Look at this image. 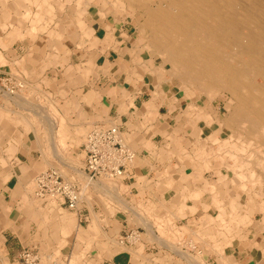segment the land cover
Returning a JSON list of instances; mask_svg holds the SVG:
<instances>
[{
    "label": "crops",
    "instance_id": "crops-1",
    "mask_svg": "<svg viewBox=\"0 0 264 264\" xmlns=\"http://www.w3.org/2000/svg\"><path fill=\"white\" fill-rule=\"evenodd\" d=\"M23 15L26 13L19 9L16 0H0V77L10 76L21 84L22 93L31 86L46 96L70 129L84 128L90 123L93 126L115 123L121 138L134 153L122 183L139 198L141 203L136 204L145 210L152 208V212L159 205L164 209V218H177V214L188 212L194 206L191 200L183 204L178 201L174 208L170 201L173 197L179 198L178 194L186 196L189 191L184 186H191L189 181L193 178L188 177L185 185L181 183L184 179L179 177L176 167L179 155L172 150V145L163 142L157 124L146 121L159 105V97L155 99L152 92L154 86L150 96L145 97L144 87L137 89L130 82L125 84L128 69L122 64L117 72L113 55L109 59L106 53L98 63L94 53L98 47L95 41V45L92 43L97 38L96 29L82 30V35H78L80 31L68 32L65 27L61 31L47 29L36 33L31 25L25 24L27 17ZM56 32L58 37L54 39ZM81 36L87 41L83 42ZM110 47L115 51L113 45ZM103 48L98 50L105 52ZM99 67L103 71L100 72ZM15 96L0 101V264H22L18 254L24 248L42 253L47 260L53 253L60 260L77 256L81 264H198L189 262L186 255L181 256L171 247V233L164 239L159 236L155 220L139 216L141 220L134 214L133 219L126 214V209L131 211L129 206L124 207L125 211L121 209V214L114 211V204L106 200L105 203L99 197L102 192H98L93 183H87L84 175L76 173L72 165H67L72 171L67 177L76 176L78 185L89 191V200L85 192L79 207L70 210L63 199L37 198L33 190L30 191L29 181L40 157L42 128L30 118L34 110L26 109L31 108L32 99L21 94ZM26 102L30 107L25 106ZM206 128L208 126H204L201 133ZM163 170L168 171L167 179L171 181L173 177L178 186L174 190L178 192L164 186L166 177L160 175ZM33 196L40 202L32 203ZM188 217L177 218L175 226L179 227L177 224ZM158 240L164 241V245ZM181 240L190 238L185 235ZM182 248L185 246L179 249L182 251ZM189 248L193 253V247ZM262 249L264 229L250 226L247 237L231 243L224 257L208 254L204 264H225L224 258L229 256L232 260L227 264H264Z\"/></svg>",
    "mask_w": 264,
    "mask_h": 264
},
{
    "label": "rangeland",
    "instance_id": "rangeland-1",
    "mask_svg": "<svg viewBox=\"0 0 264 264\" xmlns=\"http://www.w3.org/2000/svg\"><path fill=\"white\" fill-rule=\"evenodd\" d=\"M16 1L19 3V9L22 12L25 13L26 8V16L23 15L27 17V20L25 19V24L31 25L33 28L31 26L30 27L36 33H41L47 29H51L53 31H58L60 29L61 31V29L65 27L68 32L74 31L76 33H79L80 31L81 34L78 35H82V30L87 32L88 30H91L93 28L96 29L97 38L96 40L93 39L92 43L93 41H95V44L97 45L96 47H98L94 50V53L98 58V63L103 61L106 53L108 54L109 59V56L113 55V58L116 61L115 65L113 64V66L117 67V72L120 71V67H123L122 64L125 65L128 69L127 75L124 78V81L126 82L125 84L130 82L132 86L136 87L137 89H142V87H144L147 93L144 95L145 97L150 96L151 90L154 86V98L157 99L159 97V105L156 106L155 110L152 111V115L150 114L149 118H147L146 121H148L147 123L151 124L153 121V123L157 124L158 131L163 136V142L168 146L172 145V147H174L172 150H176L177 154L179 155V159L177 160L178 165H176V167L179 177H181L182 180L184 179L181 183L185 185L187 184L186 181L189 180L188 177L193 178L192 182L191 180L189 181L191 183V186L190 184L189 186L188 184L187 186H184L185 190L187 189L189 191L188 194H186V196H180L178 194L177 197L179 198L176 199V197H173V199L170 201L171 208H174L176 202L178 201L182 202L181 204H183V202H185L186 200H191L192 203H194L192 209L190 207L188 212H182L181 214L179 213L176 215L178 219H181L182 217L187 215L189 217L187 218V220L185 219L177 224L179 225V227H176L174 222H176L177 218L169 217V220L166 217L164 218V209L162 210L161 206H156L155 212L150 211L152 208H150L149 211L147 209L145 210L143 206L136 204L140 202L139 198L129 192L128 187L122 183V180L120 178L109 179L110 182L106 180L108 182L107 184L110 183L109 185H113V183L116 184L117 182L120 184V186L122 187L120 197L117 196L115 189L110 186L106 187V185H103V183L101 184V182H103L101 181L102 178L92 182L93 187L96 190H102L100 191L102 192V194L99 197H102L101 199L104 202L105 200L107 202H112L114 204V211H118V214H121V209L125 211L124 207L126 208V206H129L131 211H129V209H126V214H128L130 217H133V219H135L134 215L145 216V218L148 220L152 219V222L156 219V222L154 223L159 236L162 238H166L167 233H171V247H173L174 249L178 248L176 250L179 251L180 255L182 253H185L184 255H186L189 262H196L198 264H204V257L208 254L224 257V254H227V249L231 246V243H237L247 237L250 226L254 227L256 225H259L260 229L264 228L262 212L260 210H255L254 208H252L253 210L250 208L248 209V207L245 205V202L248 201L250 203L249 207H256L259 202L263 201L264 186L261 190L262 194H258L256 192L258 191L259 186L251 190L249 189L251 188L249 184L247 187L250 191H248L249 194L247 193V190H245L239 192L240 197L237 198L235 190L236 186L233 185L235 184L234 181H239L233 177L234 173H232V171L230 172V168L227 166V164L222 162L223 159H228L226 161L227 163L231 162L228 158V156H231L230 154H228V152L230 151L228 149L218 150L220 143L224 139H228L229 134H232V129L227 126L226 121L223 122L228 113L226 104H223L226 102L225 100H227V94L221 93L220 96L214 97L208 103L207 99L203 95H200L196 90L193 91L195 92V95H192L188 90L182 91V85L180 81L173 77L171 73H169L170 67H168L166 64L161 65V60L158 57L156 51L149 47V43L147 40L148 31L144 28L143 22H141L143 21V19L139 14V11H132L131 9H128V6L124 8L121 7L120 10L119 8L115 7V5L113 4V0ZM39 10L41 12H43V10H46L47 13H41ZM57 37L58 32H56L52 38L57 39ZM81 37L83 42L85 40L87 41L86 38H84L83 36ZM112 45L113 47H115V51L112 50V47H110ZM100 47H105L103 49L104 51H106L101 52V50H98L100 49ZM152 67L153 69H155L156 73L159 72V74L162 75L160 78L154 71H152ZM93 69L95 68L93 67ZM99 69L101 72L102 68L99 67ZM123 76L124 75L122 74V77ZM9 77L10 76L3 75V77H0V81ZM135 77H137L138 80H135ZM22 90H24V88L20 87L17 90V93L21 94V96H27L32 99L31 108H26L30 111L34 110L35 112L34 116L30 115L32 122H34L36 126L39 125L38 127L42 128V133H40L42 143L40 151L38 150L40 157L36 160L38 162H35L36 172L33 174V178L37 173H40L49 168H58L63 172L65 176H68L70 173L72 174V171H70L67 165L76 167L77 171L79 169L81 170L83 166L82 144L87 132L89 131V129H91V127H93V124L90 123L87 127H84V129L80 127L70 129L69 127H66L64 125L63 119H61L53 110L46 96L44 97V95H42L39 91L36 92V90H33L31 86L28 91H25L26 93H22ZM191 102L197 106L204 105L202 106L204 108H206V104H209L211 107L209 109L207 107L208 114H203V112L201 111L197 112L189 109L187 103L190 104ZM28 107H30V105ZM211 111L215 113H212ZM45 117L48 120L50 118H54L52 121L50 119L48 122ZM105 125L111 126L116 124L107 123ZM204 126H208V128H206V131L201 133ZM49 127H52L53 130L51 131ZM55 131L56 134H60L62 136L61 144L63 145H61L60 147L58 146L57 148L59 150L56 151L52 149V147L54 146L53 141L50 143L48 137L49 133L53 135L55 134ZM45 145H47L48 147ZM202 147L206 148V153L201 158H198L197 153L201 150ZM47 149L49 150V152ZM217 150L220 153L213 154L214 157L213 155L208 154L210 151H215L216 153ZM51 151L53 154H59V157L56 156V154L53 155L54 157H52ZM165 171L163 170L160 174L161 178L165 177ZM201 172H203V175H201ZM33 178L29 181L31 192L32 190H34ZM222 180H225V182L227 183H223ZM204 181L212 183V185H214L213 192L216 194V196L214 197L216 199H222V201L220 200V204L212 202L213 197H211L210 189L203 190L205 188V186H203L205 183ZM100 184L102 185V187L99 186ZM164 186L170 187L173 190L178 188V186H176V183H174L173 181V177H171V181L168 184H164ZM197 187L201 188L203 192L197 196H192V190L195 188L197 189ZM184 188H182L183 191H185ZM174 191L178 192V190ZM82 192V195H84L85 192L87 193L85 196L89 200V191H87L85 188V192ZM229 198L231 200L238 199L237 201L239 204L237 206L228 205V201L230 200ZM119 199H121L122 201H120ZM36 200L37 199L33 196L32 203L37 204L39 200H37V202ZM128 203L131 205H128ZM229 206L232 208H230ZM229 208L231 209V211L229 210ZM196 209L200 210L197 211ZM218 213L222 214L224 223L226 222L228 225H231L230 230L227 232L232 233L226 234L225 236L221 234L224 230L219 229L221 228V226L217 227L219 220L216 218V214ZM239 214H243L247 219H244V216L242 215V217ZM164 220H166V222ZM214 220H216V222ZM135 223L137 222L135 221ZM234 223L236 225H234ZM244 223L247 224V226L244 225ZM199 225H201L202 227ZM208 232H210V235H213L212 238H208L210 237L207 235ZM233 233H235L234 237L229 239V236L233 235ZM185 235L188 236L190 240H181V237ZM227 235H229L228 239H226ZM188 241H190L189 244L187 243ZM90 242L91 239L87 241V245H90ZM177 243H179L177 247H174ZM182 246H185V249L182 248L181 251L179 250V248H181ZM190 246L194 248L193 253H191V250L189 248ZM216 247H218V249ZM219 248L223 250L221 251V253H219L220 251H218ZM39 256L41 258L40 264H81V260L77 256H72L70 260H60L59 258H56L57 254L54 253L49 258V260H47V257H45V255H43L42 253H40ZM225 259V264L231 262L232 260L230 256Z\"/></svg>",
    "mask_w": 264,
    "mask_h": 264
},
{
    "label": "bare ground",
    "instance_id": "bare-ground-1",
    "mask_svg": "<svg viewBox=\"0 0 264 264\" xmlns=\"http://www.w3.org/2000/svg\"><path fill=\"white\" fill-rule=\"evenodd\" d=\"M113 4L120 10L121 7L128 6V9L132 11H139L143 19L141 22L148 31L149 47L156 51L161 60V65L166 64L170 67L169 73L180 81L182 91L188 90L193 95L195 93L193 91L196 90L207 99L208 103L214 97L220 96L221 93L227 94V100L223 104H226L228 113L223 122L226 121L227 126L232 129V134H229L228 139H224L220 143L218 150L228 149L230 151L228 154L231 155L228 158L231 162L227 163L228 159H223L222 162L227 164L230 172L234 173L233 177L239 181L232 180L235 183L233 186H236L237 198L240 197L239 192L247 190L249 194V189L252 190L258 186L259 189L256 193L262 194L261 190L264 186V0H113ZM152 71L156 73L155 69ZM156 74L159 78L162 76L159 72ZM187 104L192 111H201L203 114H208L207 107L208 109L211 107L209 104L205 105L206 108L202 107L204 105L197 106L192 102ZM53 118H50L51 121ZM49 120L47 119L48 122ZM50 130H53L52 127ZM53 135L49 133L48 137L50 143L53 141L52 149L56 151L59 150L57 147L62 145V136L56 134V131ZM218 150L216 153L210 151L208 154H219ZM205 153L206 148L202 147L197 153V157L201 158ZM55 154L56 156L59 155L52 153V156ZM165 172L166 183L168 184L170 182V179H167L168 171ZM106 180L110 182L109 178L103 177L101 184L115 189L117 196L120 197L122 189L120 184L117 182L109 185L110 183L107 184ZM222 182L227 183L225 180ZM85 183L83 186H86ZM101 184L99 186L102 187ZM249 184L251 188L248 189ZM203 186H205L203 190L210 189L211 197H213L212 202L220 204L222 199L214 197L216 196L213 192L214 185L205 182ZM203 190L198 187L193 189L192 196L201 194ZM237 200L230 199L228 205L237 206L239 204ZM245 203L248 209L260 210L264 220V200L259 202L256 207H249L248 201ZM216 216L219 220L217 227L221 226L219 229L224 230L221 234L225 236L232 233L227 232L231 225L224 223L222 214L218 213ZM243 218L245 219L246 216ZM167 219L169 220V217ZM164 221L166 222V220ZM214 221L216 222V220ZM234 225L236 224L234 223ZM244 225L247 226L245 223ZM149 226L148 228H150ZM255 227L258 228L259 225ZM234 234L227 235L225 238L228 239L229 236L231 239ZM207 235L210 236L208 238L213 237L210 232ZM216 248L218 249V247ZM218 251L221 253L223 250L219 248Z\"/></svg>",
    "mask_w": 264,
    "mask_h": 264
},
{
    "label": "built area",
    "instance_id": "built-area-1",
    "mask_svg": "<svg viewBox=\"0 0 264 264\" xmlns=\"http://www.w3.org/2000/svg\"><path fill=\"white\" fill-rule=\"evenodd\" d=\"M21 84L11 77L0 81V101L17 94ZM83 166L81 170L72 167L76 173H82L87 183L106 177L124 179L127 164L134 153L127 147L116 125H94L87 132L83 144ZM76 176L68 178L58 168H49L37 173L34 178V195L39 199H63L70 210L79 207L83 189L78 185ZM194 249V248H193ZM18 258L22 264H40V257L34 249L24 248ZM68 264V263H65Z\"/></svg>",
    "mask_w": 264,
    "mask_h": 264
}]
</instances>
